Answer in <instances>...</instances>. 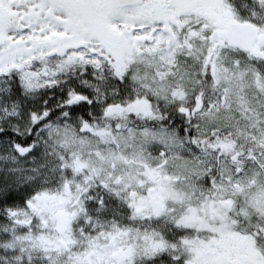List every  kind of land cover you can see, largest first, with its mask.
I'll return each instance as SVG.
<instances>
[{
    "label": "snow or ice",
    "instance_id": "1",
    "mask_svg": "<svg viewBox=\"0 0 264 264\" xmlns=\"http://www.w3.org/2000/svg\"><path fill=\"white\" fill-rule=\"evenodd\" d=\"M0 264H264V0H0Z\"/></svg>",
    "mask_w": 264,
    "mask_h": 264
}]
</instances>
